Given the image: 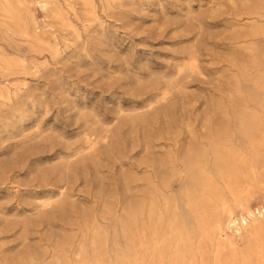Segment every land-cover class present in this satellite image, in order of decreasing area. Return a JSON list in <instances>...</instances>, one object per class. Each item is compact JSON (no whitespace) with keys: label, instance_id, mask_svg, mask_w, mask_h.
I'll return each instance as SVG.
<instances>
[{"label":"rangeland","instance_id":"obj_1","mask_svg":"<svg viewBox=\"0 0 264 264\" xmlns=\"http://www.w3.org/2000/svg\"><path fill=\"white\" fill-rule=\"evenodd\" d=\"M262 136L264 0H0V264H264Z\"/></svg>","mask_w":264,"mask_h":264},{"label":"bare ground","instance_id":"obj_2","mask_svg":"<svg viewBox=\"0 0 264 264\" xmlns=\"http://www.w3.org/2000/svg\"><path fill=\"white\" fill-rule=\"evenodd\" d=\"M192 66L194 67L195 65L193 64ZM263 151H264V136L261 137L260 141L257 143V145H255V148L253 150L254 154L258 156L259 159L257 163L258 165L250 164L246 160H244V157H239L234 161V165L231 166L232 175L234 177L233 179L225 181L226 183L224 190L223 189L220 190L213 184L209 185V189H208L209 192L213 195V197L216 200L222 203L223 212L224 214H227L230 225H232L233 223L232 220L236 216L233 213H231L226 197H230L232 201L235 202L238 206H242V213L236 219V222L239 223L237 224L239 225V227L247 228L249 226L250 221L256 223L258 219L261 216H263L264 206L262 209L258 210L257 213H255V211H252L249 206H244V203L248 200L250 194L252 193L253 185L256 182H258V177H260L264 181V162L259 158L260 155L263 154ZM208 231L209 234H216V233L224 234V230L222 226L220 225L219 221L216 220V218L214 217H211V220L209 221ZM225 237L226 239H229V236L226 234Z\"/></svg>","mask_w":264,"mask_h":264}]
</instances>
